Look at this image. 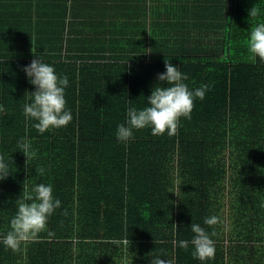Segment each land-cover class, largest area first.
Returning <instances> with one entry per match:
<instances>
[{"label": "trees", "instance_id": "obj_1", "mask_svg": "<svg viewBox=\"0 0 264 264\" xmlns=\"http://www.w3.org/2000/svg\"><path fill=\"white\" fill-rule=\"evenodd\" d=\"M253 6L264 13V0H0V156L13 171L0 180V235L23 185L52 184L62 201L20 251L0 244V264H201L173 242L191 223L215 243L205 264H264V61L248 52L264 15ZM37 56L68 76L73 115L43 134L23 115L35 86L22 66ZM165 59L190 89L209 85L204 99L175 135L146 127L120 143L117 125L146 105Z\"/></svg>", "mask_w": 264, "mask_h": 264}, {"label": "clouds", "instance_id": "obj_2", "mask_svg": "<svg viewBox=\"0 0 264 264\" xmlns=\"http://www.w3.org/2000/svg\"><path fill=\"white\" fill-rule=\"evenodd\" d=\"M264 15L257 7L249 9L250 17ZM249 60L257 58L264 61V22H258L251 28L248 38ZM34 58L29 64L23 65L29 82L35 86L23 105V115L26 120L35 121L33 126L43 134L46 130L66 126L73 115L66 107L65 90L69 84L67 75H60L53 65L41 57ZM165 71L157 74L158 83L152 88L144 107L129 106L126 109L125 122L117 125L116 137L122 144H128L134 139V130L150 128L153 135L173 136L176 134L181 117L191 119L194 100H203L209 89L208 84L190 89L185 83L187 74L178 66L165 59ZM0 111L3 107L0 106ZM20 149L29 158L33 154L32 144L26 137L18 141ZM43 174L44 169H36ZM13 172L8 161L0 156V180L7 178ZM62 201L53 195V185L45 183L34 184L29 190L23 185L20 202L15 215L10 220V230L0 235V244L13 252L21 250L24 242L35 240L46 230L48 221L54 212L61 208ZM67 214V210H64ZM220 222L218 216L204 219V224L215 225ZM190 239H174V244L184 250L192 246V256L205 264L214 259L216 248L209 233L199 223H191ZM214 234V233H213ZM49 236L54 233L49 231ZM155 264H159L156 261Z\"/></svg>", "mask_w": 264, "mask_h": 264}]
</instances>
